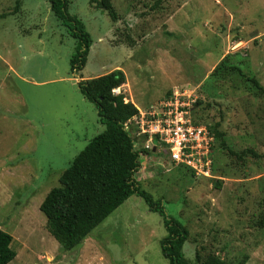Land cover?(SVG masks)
<instances>
[{"label": "rangeland", "instance_id": "rangeland-1", "mask_svg": "<svg viewBox=\"0 0 264 264\" xmlns=\"http://www.w3.org/2000/svg\"><path fill=\"white\" fill-rule=\"evenodd\" d=\"M112 1L119 21L89 0H71L69 12L92 37L86 64L73 71L77 40L46 0H0V227L17 252L9 264H170L161 246L165 217L188 228L190 264L197 251L264 264V94L251 80L264 86V0ZM227 55L243 73L213 76ZM115 67L140 108L177 88L195 90L194 119L223 132L214 142L216 177L174 164L165 147L142 151L135 177L165 214L133 194L66 250L40 205L106 128L78 82ZM249 149L256 155L242 154Z\"/></svg>", "mask_w": 264, "mask_h": 264}, {"label": "trees", "instance_id": "trees-1", "mask_svg": "<svg viewBox=\"0 0 264 264\" xmlns=\"http://www.w3.org/2000/svg\"><path fill=\"white\" fill-rule=\"evenodd\" d=\"M46 1L56 19L61 21L68 28L69 34L77 40L76 52L71 58V67L73 71L81 69L86 64L92 45L90 33L83 21L69 12L71 0ZM89 1L91 5L105 10L114 21L120 20L119 12L112 0ZM228 58V55L225 56L217 64L212 72L213 76L222 70L227 73L235 70L243 73L239 64L229 63ZM251 80L264 94V86L256 78ZM126 82V74L121 68L96 77L82 76L78 82L79 91L96 106L99 118L103 124H106V128L93 137L75 156L60 176V184L48 192L40 205L41 211L47 217L48 231L66 250L80 245L94 228L133 194L145 198L152 210L165 214L162 201H155L135 177L140 169L142 151L148 154L154 150L144 147L141 148L142 150L137 149L135 138L126 128V123L140 110L134 102L126 100L124 93H113L114 88ZM195 122L201 123L196 120ZM131 127L133 130V126ZM210 129L215 138L223 136V132L217 128L210 127ZM136 137L139 139V136ZM146 140L147 137L143 135V143ZM213 152L214 145L212 147L214 171ZM247 152L256 155L251 149L244 150L242 154ZM192 174L195 175L193 172ZM165 225L167 235L161 240L163 255L169 259L170 264H190L184 252V245L189 238L188 228L167 217H165ZM12 241L13 235L0 227V264H9L15 259L17 252L11 246ZM196 261L197 264H236L216 253L208 254L203 258L198 251ZM243 263L244 260H241L237 264Z\"/></svg>", "mask_w": 264, "mask_h": 264}, {"label": "built area", "instance_id": "built-area-1", "mask_svg": "<svg viewBox=\"0 0 264 264\" xmlns=\"http://www.w3.org/2000/svg\"><path fill=\"white\" fill-rule=\"evenodd\" d=\"M121 88H114L113 93H123ZM197 99L190 86L177 88L169 97L140 108L126 123V128L133 136L131 126H135L136 136L147 137L145 148L160 152L164 151L161 147H165L174 164L185 165L195 176L215 178L212 158L215 135L208 125L195 122L192 108ZM134 143L137 145L136 141Z\"/></svg>", "mask_w": 264, "mask_h": 264}, {"label": "crops", "instance_id": "crops-1", "mask_svg": "<svg viewBox=\"0 0 264 264\" xmlns=\"http://www.w3.org/2000/svg\"><path fill=\"white\" fill-rule=\"evenodd\" d=\"M114 69H117V67H115ZM114 69H112V70H114ZM112 70H110V71H112ZM110 71H108V72H110ZM108 72H107V73H108ZM104 74H105V73H104ZM81 79H82V78H81ZM126 85L128 86V88H126V91L129 92V94H130V98H129V100L131 99V101L134 102V103L139 107V109H140V106L138 105V103H137V101H136V99H135V98H136L135 96H137V95H136L134 89L132 88V86H130L129 83L127 82V83H125L124 85H122L121 87H126ZM127 92H125V90H124L123 93H127ZM145 95H146V94H140V93H139V96L142 97V98H144ZM126 96H127V95H126ZM126 99L128 100L127 97H126Z\"/></svg>", "mask_w": 264, "mask_h": 264}]
</instances>
